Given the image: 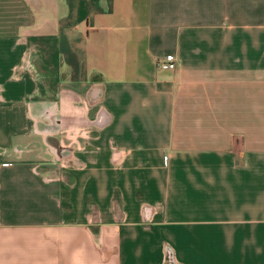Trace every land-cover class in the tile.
<instances>
[{"label":"crops","instance_id":"obj_1","mask_svg":"<svg viewBox=\"0 0 264 264\" xmlns=\"http://www.w3.org/2000/svg\"><path fill=\"white\" fill-rule=\"evenodd\" d=\"M165 263L264 264V0H0V264Z\"/></svg>","mask_w":264,"mask_h":264},{"label":"built area","instance_id":"obj_2","mask_svg":"<svg viewBox=\"0 0 264 264\" xmlns=\"http://www.w3.org/2000/svg\"><path fill=\"white\" fill-rule=\"evenodd\" d=\"M156 67L157 69H164V70L174 69L175 68L174 55L169 54V55H166L163 59H159L156 63ZM74 131L75 129L71 132V137L75 134ZM80 132H82V130ZM72 138L74 141L78 140L77 136H74Z\"/></svg>","mask_w":264,"mask_h":264},{"label":"rangeland","instance_id":"obj_3","mask_svg":"<svg viewBox=\"0 0 264 264\" xmlns=\"http://www.w3.org/2000/svg\"><path fill=\"white\" fill-rule=\"evenodd\" d=\"M5 18L6 17H2V19H5ZM14 18H15V25L18 26V25H21L22 23L26 22V20L29 19L30 17H28V16L25 17L24 15H18V16L16 15ZM19 23H21V24H19Z\"/></svg>","mask_w":264,"mask_h":264},{"label":"trees","instance_id":"obj_4","mask_svg":"<svg viewBox=\"0 0 264 264\" xmlns=\"http://www.w3.org/2000/svg\"><path fill=\"white\" fill-rule=\"evenodd\" d=\"M166 264V263H165Z\"/></svg>","mask_w":264,"mask_h":264}]
</instances>
